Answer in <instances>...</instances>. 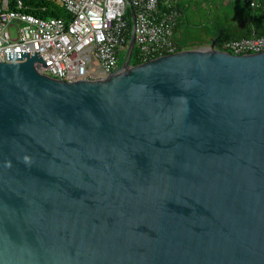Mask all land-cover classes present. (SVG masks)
I'll return each mask as SVG.
<instances>
[{
  "label": "water",
  "instance_id": "1",
  "mask_svg": "<svg viewBox=\"0 0 264 264\" xmlns=\"http://www.w3.org/2000/svg\"><path fill=\"white\" fill-rule=\"evenodd\" d=\"M128 12L103 78L4 52L0 264H264V51L131 64Z\"/></svg>",
  "mask_w": 264,
  "mask_h": 264
},
{
  "label": "built area",
  "instance_id": "2",
  "mask_svg": "<svg viewBox=\"0 0 264 264\" xmlns=\"http://www.w3.org/2000/svg\"><path fill=\"white\" fill-rule=\"evenodd\" d=\"M68 18L39 17L22 0H0V61L4 52H36L35 68L64 80H92L116 70L117 52L127 42L128 7L133 10L136 63L176 51L171 39L176 12L158 0H56ZM248 6L256 0H242ZM215 46V45H214ZM216 49L233 54L264 51V36L227 39ZM132 49V50H133Z\"/></svg>",
  "mask_w": 264,
  "mask_h": 264
},
{
  "label": "trees",
  "instance_id": "3",
  "mask_svg": "<svg viewBox=\"0 0 264 264\" xmlns=\"http://www.w3.org/2000/svg\"><path fill=\"white\" fill-rule=\"evenodd\" d=\"M29 12L39 17H60L67 19L68 14L62 5L56 0H22ZM217 12H214L213 26L210 30V38H216L215 46L220 47L221 42L227 39H239L254 36H264V0H256V5L248 6L242 0H217ZM159 5V3H158ZM161 8L165 6L159 5ZM216 22V25L214 23ZM174 26V25H173ZM130 22H127V38L129 36ZM173 29V27H172ZM209 38V39H210ZM172 39V37H171ZM209 39L205 41H188L175 44V49L195 47L196 44L207 46ZM173 41V39H172ZM173 43H175L173 41ZM204 44V45H203ZM199 46V45H197ZM120 59V58H119ZM118 59V61H119ZM130 63L135 64L134 49Z\"/></svg>",
  "mask_w": 264,
  "mask_h": 264
},
{
  "label": "rangeland",
  "instance_id": "4",
  "mask_svg": "<svg viewBox=\"0 0 264 264\" xmlns=\"http://www.w3.org/2000/svg\"><path fill=\"white\" fill-rule=\"evenodd\" d=\"M179 1L186 2V4L188 5V10L185 15L187 22L184 24V29L182 28L178 30V32H176L175 39H178L180 43L184 44L187 35L189 36L190 41H197L200 39V37H203V35L197 30V29H201L200 26L198 25L194 26L195 23L202 25V27L204 28L208 27L207 33L209 34V28L211 29V27L213 26L212 20L214 19L213 16L214 7L215 5L218 4V1L217 0H179ZM210 2H212V4ZM207 22L209 23V25L207 24ZM214 25H216V22L214 23ZM181 36H183V40H181L180 38ZM123 50L124 49H121L117 52L118 59L121 58L123 54Z\"/></svg>",
  "mask_w": 264,
  "mask_h": 264
},
{
  "label": "crops",
  "instance_id": "5",
  "mask_svg": "<svg viewBox=\"0 0 264 264\" xmlns=\"http://www.w3.org/2000/svg\"><path fill=\"white\" fill-rule=\"evenodd\" d=\"M158 3L161 6L169 5L173 10H175L176 18H175V23H174V26L172 29L171 37H172L173 41L175 42V44L176 43L179 44L180 42L178 41V39H175V36H176L175 34H176V32H178V30H180L182 28L184 29V24L187 22L185 15H186L187 10H188V5L186 4V2H181L179 0H158ZM210 3L212 4V2H210ZM214 12H217V6L214 7ZM207 24L209 25L208 22H207ZM195 25L200 26L201 29H197V30L203 35V37H200V39L197 41L200 42L204 37L205 38L202 41H205V40L210 38V30H211L210 28H209V34H208L207 33L208 27L204 28V27H202V25H200L198 23H195L194 26ZM180 38H181V40H183V36H181ZM188 41H189V36L187 35L185 42H188ZM197 45H200V44H196V46ZM185 48H190V47H185Z\"/></svg>",
  "mask_w": 264,
  "mask_h": 264
},
{
  "label": "clouds",
  "instance_id": "6",
  "mask_svg": "<svg viewBox=\"0 0 264 264\" xmlns=\"http://www.w3.org/2000/svg\"><path fill=\"white\" fill-rule=\"evenodd\" d=\"M24 162H25V163H28V162H29V158H28V157H25V158H24ZM7 166H10V164H8Z\"/></svg>",
  "mask_w": 264,
  "mask_h": 264
}]
</instances>
